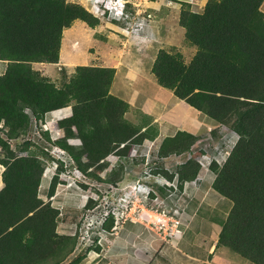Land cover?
<instances>
[{"label":"trees","instance_id":"trees-1","mask_svg":"<svg viewBox=\"0 0 264 264\" xmlns=\"http://www.w3.org/2000/svg\"><path fill=\"white\" fill-rule=\"evenodd\" d=\"M263 4L264 0H209L201 12L187 4L179 23L186 41L196 47L193 59L187 64L181 54L162 49L152 68L159 86L173 91L177 100L185 101L208 122L239 136L224 165L211 164L216 175L212 188L233 204L216 248L254 264H264V19L258 13ZM76 21L92 28L101 23L82 5L67 0H0V61H9L0 76V124L15 125L10 138H30V125L44 119L36 137L40 146L34 145L37 153L31 154L27 144L23 151L28 155H15L0 137L9 151V161L0 162L6 167L0 191V264H63L79 246L78 233L57 232L60 211L39 196L47 168L41 155L50 156L55 146L64 151L65 160L50 156L59 168L49 186L50 198L68 167L116 188L126 173L111 178L116 174L112 170L103 179L91 169L109 165L106 159L112 153L119 160H129L133 147L159 136V129L154 131L147 121L133 127L125 120L129 104L110 93L115 68L78 66L68 78L64 66L61 86L32 68L36 63H59L63 32ZM67 107L72 108V116L58 122L64 137L52 141L43 129L46 115ZM74 137L82 141L79 149L68 143ZM198 140L197 135L180 130L163 139L157 159L191 155ZM201 169L196 159L189 158L174 172L163 167H153L151 172L176 182L182 191L186 183L198 179ZM154 187L153 200L161 189L173 190ZM96 205L89 199L85 209ZM111 220L113 227V213L102 224L105 231H110ZM90 250L101 247H89L87 253Z\"/></svg>","mask_w":264,"mask_h":264},{"label":"rangeland","instance_id":"rangeland-1","mask_svg":"<svg viewBox=\"0 0 264 264\" xmlns=\"http://www.w3.org/2000/svg\"><path fill=\"white\" fill-rule=\"evenodd\" d=\"M208 1L67 0L69 3L82 5L88 12L101 20L100 25L92 28L85 22L76 21L70 29L63 32L59 63H36L32 64V68L58 86L62 84L60 69L64 66L68 78L78 66L115 68L116 74L110 93L129 104L125 120L133 127H140L142 122L150 120L154 131H157L156 127L160 128V126L165 129L163 133L161 131L163 137L158 140L145 141L142 146L133 147L129 160H119L112 153L106 159L109 165L106 167L95 166L92 169L95 175L103 179L112 170L116 174L114 173L113 176L111 174V178H117L121 173H126L123 183H120L118 188L110 184H103L95 179H87L83 177L84 173L81 176L72 167H68L67 171L60 176L63 183L57 186L54 197L50 198V180L59 170L50 156L58 159L61 155L56 152L51 153L50 156L41 155L44 160V162L41 160V163L48 168L43 176L44 179H48L45 181V185L40 186L39 196L45 203L51 201L53 202L52 206L59 209V222H63L61 225L67 228L69 235L78 233L80 236L77 252L73 253L63 264H75L79 258L83 259L78 264H105L108 262L109 258L103 255L98 256L93 252L87 254V248L99 246L98 239H103L100 241L102 244L108 238L117 239L118 223H120L118 227L132 228L134 226L132 223L125 225L124 223L133 222L135 212L137 217L141 215L138 222L148 231L147 236L151 237V233L158 243L156 249V251L159 250L158 254H155L157 252L154 251L151 255L144 257L142 261L145 264H149L151 259L157 263L162 259L167 262L166 259L170 258L168 257L171 255L170 251L161 252L164 250L163 247L170 246L168 240L164 238L166 236L170 239L165 232L169 224V220L166 222L165 219L169 218H165L163 212H166L167 217L177 214L182 221L179 229L185 227L183 216L190 215L188 218H192L191 223L189 226L187 225L190 243L187 246L180 245V247L183 250H195L201 260L199 264H229L225 259L224 252L218 250L221 248L215 249L216 252L213 249L210 251L212 243L217 240L218 233L233 206L230 200L222 197L212 188L216 175L211 171V164L216 161L222 167L239 136L228 127L210 123L206 118L208 124L205 122L203 125L202 123V128L197 134L199 140L193 147L191 155L186 154L181 158L167 160L157 159L161 141L164 137L174 136L177 133V123H181L182 131L188 132L194 126L190 124H193L194 120L201 115L185 101L177 100L173 91L159 86L152 73V68L162 49L172 54H181L187 64L191 62L196 53V47L186 41L185 29L179 23L180 13L184 7H187V4H190L194 11L201 12ZM106 6L115 10H105ZM123 7L124 12L120 16ZM260 15L264 18L263 14L260 13ZM139 19L150 24L143 27L138 23ZM151 27L154 28L151 29ZM8 65L9 61H0V76L5 75ZM187 110L189 111L188 115ZM53 112L46 115L48 122L53 118L52 114L56 118L60 114L57 116ZM30 116L32 117V114ZM202 117L204 118L203 115ZM42 121L30 125L28 129L30 138H25V136L10 138L15 125L8 126L2 122L0 137L6 144H10V152L15 155L25 153L23 150L27 144L31 147V154L37 153L34 145L40 146L36 137L39 135L37 131ZM43 129L49 130L52 138L57 137L53 122H44ZM189 158L196 159L202 169L198 179L185 185L182 191L176 182L169 183L163 178L152 175L153 167H163L169 172H174L178 164ZM1 161H9V151L0 144ZM121 164L124 165V168L120 167ZM5 170L6 167L0 164V176ZM84 185L87 188H84ZM155 185L172 187L173 190L161 189L158 193V198L161 201L158 202L151 199L149 195L152 189L157 192ZM53 198H56L55 201ZM89 199L97 201V205L92 210L85 209ZM108 213L114 214L116 226L112 227L111 220L108 223L110 231H105L102 224ZM191 213L193 214L191 215ZM158 215H161V218H158L160 217ZM170 224L172 226V223ZM195 229L200 232L199 236L193 234ZM59 230L61 231V228ZM142 236L144 237V234ZM122 237L130 239L133 236L129 234V236L123 235ZM106 243L112 244L111 241ZM165 243L169 244L165 246ZM128 248L130 249L131 246ZM85 254L87 255L84 256ZM216 255L222 256L217 259ZM228 257L231 258L232 264H254L239 256L233 258L228 255ZM171 259L169 262H172Z\"/></svg>","mask_w":264,"mask_h":264},{"label":"crops","instance_id":"crops-1","mask_svg":"<svg viewBox=\"0 0 264 264\" xmlns=\"http://www.w3.org/2000/svg\"><path fill=\"white\" fill-rule=\"evenodd\" d=\"M259 12L264 15V4L262 5V7H261ZM148 22H150V21H148ZM138 23L141 24L143 27H146V26H148L150 24V23H147V21H144V20L141 21L140 19L138 20ZM152 28H154V27H151V29ZM97 67H101V66H97ZM56 112L60 113L58 118H56L54 116V114H52L51 117L55 118V120H58V121H60L62 119H65V118H69V117L72 116V108L71 107L60 109V110L54 111L53 113H56ZM188 112L189 111L187 110L186 111L187 115H188ZM200 115L201 116H198L197 119L194 120L195 124L194 123L190 124V125H194V126L192 128H190L191 131H188L189 133L197 135L198 132L200 131V128H202V123H203V125H205L206 117L203 114H201V113H200ZM202 115L204 116V118L202 117ZM64 116H65V118H63ZM46 122H48V118H46ZM148 122L150 124V120H148L147 123ZM206 124H208V123L206 122ZM190 125H188V126L191 127ZM158 129H159L158 138H161V137H163L161 135V131L163 133V130L165 128L163 126H160V128H158ZM58 130H59V132H57V137L56 138H52L53 136L51 137L52 141L60 140L61 138L64 137L63 130H61L59 128H58ZM180 130H182L181 129V123L178 122L177 123V127H176V132H178ZM158 138L156 140H158ZM164 138H166V137H164ZM68 143H69L70 146H72V147H74L76 149H79L80 146H82V141L79 138H75V137L74 138H70L68 140ZM54 152L62 153L64 151L61 148L55 146V147H53V150L50 151V153H54ZM25 153L27 154L28 152H25ZM181 157L182 156L175 157V158H181ZM63 160H65V159H63ZM47 169L48 168H46V170ZM74 171L79 173L81 176H83V173L80 170L75 168ZM83 177L87 178V176H85V175ZM47 179L48 178L44 179V176H43L42 181H41V186L46 184L45 181ZM89 179L92 180L91 178H89ZM51 180H50V183H51ZM121 183H123V182H121ZM187 184L188 183H186V185ZM118 187H120V186L118 185ZM3 188H4V183H3V180H2V176H0V191ZM55 199L56 198H53V201H55ZM154 200H157L158 202L161 201L158 197H157V199H154ZM144 208H145V210H147L146 207H144ZM193 213H191V215ZM140 216L137 217L136 216V212H135V214L133 215V222L128 221V222L124 223V225L127 224V223H132L134 225L132 228L131 227L128 228L126 226H120V227L117 226L116 229L119 230V232L117 233L118 238L117 239H115V238L109 239L108 238L106 240V242L111 241L112 244L109 245L106 242H104L102 244V243H100V241H102L103 239H99V245L101 247V250L100 251H98V250H90V251H88L87 254H89L90 252H93V253H95L98 256H100V255L102 256L103 255L104 257L109 258V261L106 262L105 264H145L144 261H142V259L144 257L148 256V255H151L154 251H156L158 243H156V240L154 239V237H153V235L151 233H150L151 237L147 236L148 231L144 228V226L141 225V223L138 222V220L140 219ZM158 216H160V218H161V215H158ZM188 216L190 217V215H187L185 217L183 216V223L185 224L184 229L183 228L179 229L182 221H180V219L178 218L177 214L174 215L173 217L169 218V221L174 220V221H179V223H180L178 226H176L173 222H170V223H172V226L169 223L167 225V228L165 229L166 230L165 232L167 233V235H169L171 241L176 242V243H172L170 241V239L166 238V236L164 237L166 240H168V242L170 243V246L163 247L164 250H162L161 252L170 251L171 255L168 256L170 258L166 259V260H168L167 262L162 259L161 262L158 261L157 263H155V261L154 260L152 261V259H151L149 264H199L200 263L201 260H200V258H198V253L195 250H192V249L191 250H186V249L183 250L180 247V245L187 246L190 243L189 242L190 241V239H189L190 235H189V231H188L187 225L188 226L190 225V223H191L190 221H191L192 218H188ZM62 223L63 222H59V224H58V228H57L58 233L61 234V235L73 236V235H69L68 234V232L66 230L67 228L62 226L61 225ZM60 228H61V231L59 230ZM171 229H172V231H171ZM129 234L132 235L133 237L130 238V239L128 237L127 238L122 237L123 235H128L129 236ZM143 234H144V237L142 236ZM193 234L195 236H199L200 232H198L197 229H195V231L193 230ZM219 234H220V231L218 233L217 240L214 243H212L213 246L211 245L210 251H211V249H213V251L215 249L216 250L218 249V248H216V245H217V242H218ZM169 243H165V246L167 244H169ZM138 245H139V247H138ZM129 246H131L130 249L128 248ZM118 250H119V252H118ZM216 250H215V252H216ZM218 250H221L220 252H224L225 259L228 260L229 264H232V261L230 260L231 258L229 259L228 255L233 257V258H237L238 257L236 254L228 251L225 248H221V249H218ZM75 252H77V250ZM156 252L157 253H155V254H158L159 250H157ZM210 256H212V255H210ZM220 256H222V255H219V256L216 255L217 259L220 258ZM235 256H237V257H235ZM169 259H171L172 262H169ZM95 264H97V263H95Z\"/></svg>","mask_w":264,"mask_h":264},{"label":"clouds","instance_id":"clouds-1","mask_svg":"<svg viewBox=\"0 0 264 264\" xmlns=\"http://www.w3.org/2000/svg\"><path fill=\"white\" fill-rule=\"evenodd\" d=\"M105 10H108V11H113V10H115L114 8L112 9V8H109L108 6H106L105 7ZM120 11V10H119ZM121 13H120V16H122L123 15V12H124V7H123V10L122 11H120ZM51 122H53L54 123V125H55V131L56 132H59V130H58V120H55V118H52L49 122H46V123H51ZM45 126V125H44ZM49 131V130H48ZM56 153H58V154H60L61 155V157H62V155L64 154V152H62V153H59V152H56ZM21 155L22 156H26L27 154L26 153H21ZM58 158V159H62V158ZM53 163H54V165H56V167H58V164H57V162H55V161H53ZM167 181V180H166ZM170 183V182H169ZM150 195V194H149ZM109 214V213H108ZM120 219V218H119ZM120 221V220H119ZM116 226V225H115ZM117 226H119V223L117 224Z\"/></svg>","mask_w":264,"mask_h":264},{"label":"built area","instance_id":"built-area-1","mask_svg":"<svg viewBox=\"0 0 264 264\" xmlns=\"http://www.w3.org/2000/svg\"><path fill=\"white\" fill-rule=\"evenodd\" d=\"M264 19V18H263ZM163 215L165 216V218H170V217H173V215H171L170 217H167V215H166V212H163ZM169 219H165V221L167 222ZM171 222H173L176 226H178L180 223H179V221H174V220H172ZM169 223H170V221H169Z\"/></svg>","mask_w":264,"mask_h":264},{"label":"bare ground","instance_id":"bare-ground-1","mask_svg":"<svg viewBox=\"0 0 264 264\" xmlns=\"http://www.w3.org/2000/svg\"><path fill=\"white\" fill-rule=\"evenodd\" d=\"M62 111H63V110H62ZM55 114L58 116V114H59V113H58V112H56ZM67 115H68V114H67ZM145 214H146V213H145ZM149 215H150V214H149ZM152 215H153V214H152ZM151 218H152V217H151ZM158 218H160V217H158ZM152 219H153V218H152ZM156 220H157V219H156Z\"/></svg>","mask_w":264,"mask_h":264}]
</instances>
